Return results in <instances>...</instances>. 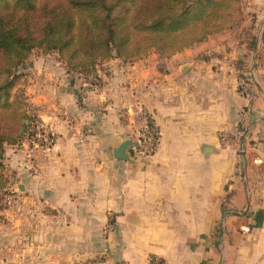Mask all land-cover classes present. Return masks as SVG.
<instances>
[{
  "label": "crops",
  "instance_id": "crops-1",
  "mask_svg": "<svg viewBox=\"0 0 264 264\" xmlns=\"http://www.w3.org/2000/svg\"><path fill=\"white\" fill-rule=\"evenodd\" d=\"M253 40L190 47L171 64L111 59L74 81L55 54L31 57L28 100L54 143L10 150L21 193L0 211V264H73L95 248L103 264H264V0H251ZM141 113L158 133L148 157L132 148ZM127 140L128 160L115 159Z\"/></svg>",
  "mask_w": 264,
  "mask_h": 264
},
{
  "label": "trees",
  "instance_id": "trees-1",
  "mask_svg": "<svg viewBox=\"0 0 264 264\" xmlns=\"http://www.w3.org/2000/svg\"><path fill=\"white\" fill-rule=\"evenodd\" d=\"M239 0H0V158L4 147L46 132L23 89L10 91L33 52L55 54L74 80L96 77L104 62L154 50L170 57L230 29ZM251 44H254V40ZM239 77L251 84L249 75ZM75 78V79H74ZM247 128V127H246ZM243 129V130H246ZM47 136L52 137L49 133ZM0 163V203L5 179ZM2 207L0 206V210Z\"/></svg>",
  "mask_w": 264,
  "mask_h": 264
},
{
  "label": "rangeland",
  "instance_id": "rangeland-1",
  "mask_svg": "<svg viewBox=\"0 0 264 264\" xmlns=\"http://www.w3.org/2000/svg\"><path fill=\"white\" fill-rule=\"evenodd\" d=\"M235 15H236L235 20H233L234 22H233V25L231 26L230 29L223 30L222 32H220V34L218 33V35H216V36L211 35V37H208L204 41V43L203 42L200 43L202 45L196 44V45H193L191 47L205 46V44H207L208 46H212V47L215 46L217 48H220L221 51H224L227 49H231V51H232V50H235L241 46H243L244 49L249 47V49L251 50V47H250V42H251V0H239L238 12L235 13ZM209 44H211V45H209ZM42 55H47V54H42L40 52H33L32 59L35 58L36 56H42ZM172 56H174V55H172ZM172 56L160 57L154 50H152L147 55L139 58V60L135 59L133 61L137 62V61L142 60V61H146L147 63H153V62L170 63V64L171 63H177V61H171ZM29 61L25 64L24 67H21L18 70V73L21 75L23 74L24 77H21L18 79V81H16V84H15L14 88L10 91V93L12 95H14L18 92L19 89L22 88L23 92H24L23 93L24 97H26V102H27L26 104H29V106H28L29 113L31 115H34L36 117L35 119H39L37 117L36 112L34 111L33 106L29 102L28 96H27L28 95L27 93H29V95L32 94V93L28 92L27 90L33 89V88L32 89L29 88L31 84L28 85L29 81L33 80V79H31L32 77L28 75V71H27V69L29 68L28 67ZM108 61H106V62H108ZM133 61H129L127 63H130ZM169 61H171V62H169ZM228 61H230L231 64L236 65V66L245 65L244 61L240 60L239 57L233 56V54L231 56H229ZM106 62H104L103 64H105ZM249 63H250L249 61H246V65H249ZM103 64L99 68H97V71L100 70L101 67L103 68ZM96 75H98V74H96ZM247 75H249V77L251 79V72ZM237 91L242 96V98L245 100V102H247L248 98H251V84H246L241 79V77H238ZM249 112H250V110H249ZM248 117H249V115H248ZM246 127H247L246 125L243 126L240 123V130L245 129ZM43 134H44L43 135L44 137H46V138L49 137V136L48 137L46 136L48 134L47 132H45ZM40 136L42 137V134L36 135L35 140H34V144L35 143H37V144L33 147L31 145V143L27 142V152H30L32 150H37L40 147H44L46 149H49L52 147V144L54 143L53 137L50 138V139H52L51 144H48V143L44 142ZM243 137H244V134H243ZM243 137L240 138V140L243 139ZM258 138L261 139V141L264 140V136H262V135H260ZM23 142H25V141H23ZM241 145H242V142H241ZM16 147H19V146H16ZM11 149H12V147L8 148L7 146H5L4 147L5 151H3L2 156L0 158V163L3 166L2 176L5 179V187L3 190L2 202L0 203V206L2 207V209L0 211L12 209L14 206L13 204H15L16 201H18L19 193H21V191H19V189L16 186L17 185L16 183L21 182V178H19L18 176L15 177V172L12 171L13 169L11 168V166L9 164L10 150ZM7 222H8V220L6 218H3V217L0 218V225L2 227L7 225ZM94 250H96V251H94V252H82L79 259L76 260V262H74L73 264H103L105 261V255L103 254L102 251H99V248H95Z\"/></svg>",
  "mask_w": 264,
  "mask_h": 264
},
{
  "label": "built area",
  "instance_id": "built-area-1",
  "mask_svg": "<svg viewBox=\"0 0 264 264\" xmlns=\"http://www.w3.org/2000/svg\"><path fill=\"white\" fill-rule=\"evenodd\" d=\"M96 86H97V82ZM251 108V98L247 99L246 105L240 109L238 113V120L239 123H241L243 126L247 123L249 110ZM34 118H36L34 116ZM140 118L143 121V126L141 129V134L138 139V141L132 146L133 150L137 153H140L146 157L150 156L157 148V142H158V133L156 129L153 127L151 123L147 121V114L141 113ZM38 124V119H34L32 122V126H35ZM44 134H42V140L48 144H51L52 139L51 137H44ZM264 136V134H262ZM243 137V131L236 133L235 137L233 138V141L238 145L241 144L240 138ZM221 140L225 141V143L229 140L228 138H225L224 135H221ZM37 143L34 144V141L31 142L32 147L35 146Z\"/></svg>",
  "mask_w": 264,
  "mask_h": 264
},
{
  "label": "water",
  "instance_id": "water-1",
  "mask_svg": "<svg viewBox=\"0 0 264 264\" xmlns=\"http://www.w3.org/2000/svg\"><path fill=\"white\" fill-rule=\"evenodd\" d=\"M129 145H130L129 140L123 142L121 145H119V147L113 150V157L118 160H128L125 150L127 149Z\"/></svg>",
  "mask_w": 264,
  "mask_h": 264
}]
</instances>
